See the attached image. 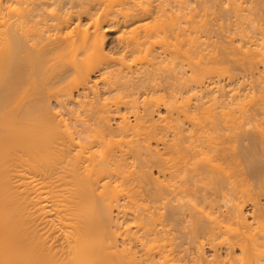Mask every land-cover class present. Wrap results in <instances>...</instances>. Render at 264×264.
<instances>
[{
  "label": "bare ground",
  "instance_id": "6f19581e",
  "mask_svg": "<svg viewBox=\"0 0 264 264\" xmlns=\"http://www.w3.org/2000/svg\"><path fill=\"white\" fill-rule=\"evenodd\" d=\"M57 1L54 9L49 0H0V264H264V200L252 197L264 199V123H253L256 132L235 134L240 140L227 133L223 139L225 126L229 130L245 123L236 117L240 109H231L236 114L228 111V117H221V140L220 133L207 135L202 128L205 114L199 113L210 112L203 101L194 107L178 106L177 95L194 90H184L188 80L181 72L186 63L195 65H190V81L206 90L218 80L208 79L212 83L206 85L204 72H211V61H220L218 52L211 50L213 55L204 60L211 52H204L201 32L189 37L182 6L186 0H175L177 14L174 0ZM96 1L105 5L102 11ZM67 3L79 9L65 8ZM84 15L89 16L87 27L76 21ZM121 27L117 57L108 47V33ZM210 27L203 29L204 37L212 33ZM246 35L247 47L246 42L236 47L235 36L230 43L241 50V65L248 59L245 66L254 70L244 68L254 72L264 46L253 47L258 40ZM221 46L224 56L232 54L233 46L229 45L231 53ZM169 57L184 69L178 73L173 64L168 69ZM218 70L216 65V75ZM214 87L205 94L218 92L214 99L236 96L231 89ZM173 100H178L176 106ZM255 105L257 110L259 104ZM161 106L170 113L164 126L158 124L164 116L155 119ZM175 107L187 119L183 125L170 111ZM208 114V123L219 124L220 117L217 121L214 113ZM130 158L139 165L131 164ZM243 160L249 165L242 172L237 168ZM252 179L256 186L250 184ZM143 200L152 205L144 202L147 206L142 207ZM193 200L191 210L188 202ZM249 200L252 209L246 210ZM206 206L218 214L211 217V210L203 211ZM174 230L182 235L175 236Z\"/></svg>",
  "mask_w": 264,
  "mask_h": 264
},
{
  "label": "rangeland",
  "instance_id": "374dc122",
  "mask_svg": "<svg viewBox=\"0 0 264 264\" xmlns=\"http://www.w3.org/2000/svg\"><path fill=\"white\" fill-rule=\"evenodd\" d=\"M49 1H51V6H52V8H54V9H57L58 7H57V0H49ZM171 1H173V0H171ZM185 1V0H184ZM229 1V2H228ZM232 0H186L185 2H186V4L187 5H184L185 4V2H184V4H182V6L183 7H185V8H183V11L185 10V12H186V15H184L185 17L184 18H186V24H184L186 27H188V30L187 31H189L190 30V34L191 35H189V37L191 36V38H193V36H195V37H197L199 34H200V32H201V38L203 37L204 39H202V40H206V43H205V45L203 46L204 47V52H205V50H206V54L207 53H209V52H218L217 54V56L220 58V61H223V63L222 62H220L219 61V63L217 62L218 60H216V63H215V60L214 61H211V66L213 67V68H211L210 67V65L208 64V68L210 67L212 70H211V72L210 71H205L204 73L206 74V73H208V75H205L204 77L206 78V85H208V84H211L212 82H210L211 81V79L212 78H214L213 79V82H215V81H217V82H215V83H218V84H215V83H212L211 84V86H214L215 85V90H217V88H218V90H220L221 91V88H223V87H226V89L224 88V90H233L232 91V94H234V95H236V96H233V95H231L230 97H225V98H219V99H223V100H221V102L220 101H218L219 99H214V96L218 93H215V94H213V95H208L207 96V94H205V93H207V92H205V91H207V90H209V88H211V86L210 85H208V87L206 88V90H205V88H201L200 86H199V83L198 82H196V81H190L193 77V71H192V68H193V66H194V69H195V65H194V63H191L193 66H190L191 64L190 63H186V66H184L185 67V69L183 70V69H181V70H183L182 72H181V70H179L178 68H177V62H176V60L175 59H173V58H171V57H169L170 59L169 60H167V61H169L168 63H165V64H168L167 65V67H169L170 66V64L172 65H174V67H175V65H176V71H178V73L179 72H181V73H183L184 74V79L187 81L188 80V84L191 82L192 84L191 85H189L188 86V84H187V86L185 87V91H187L186 89H188V90H195L196 91V93H195V91L193 90V92L192 91H187L184 95H177L178 96V100H179V98H181L180 100H179V102H178V100L175 102L174 100H173V102H175L174 103V106H176L178 103H179V107L181 106V108H183V106L185 105V106H188V108L189 107H191V105H193V107H194V104L195 105H197V104H200V103H202L201 101H203L204 102V105H203V107L206 109H208L210 112H208V113H216L217 112V110L216 109H218V112L220 113H218V114H215V117L217 118L216 120L217 121H219V117L221 118H223L226 114H227V116L226 117H228V113L229 112H232V113H237L238 112V110L240 109V111L238 112V113H242V114H236L237 116V118H239L240 120L241 119H243L241 122H243L244 123V120H245V125L244 124H242V125H244V126H242L241 125V127L244 129V127L246 128V129H244L243 130V132L241 131V127L239 128V126H238V124H237V127L239 128H235L236 126H233L234 128H230L229 130H226L227 128H226V126L225 125H221L220 124V122H222V118L220 119V121H219V124L222 126V127H220L219 126V124H214L213 122H211L210 123V121H209V123H208V120H210L209 118L210 117H207V112L206 111H204V112H202V111H200V113L199 114H202L203 113V115L205 116H202V117H204L203 119L205 120V122H203L204 120H202V122H203V126L204 127H202L203 128V130H204V128H205V130H206V133H205V131H204V133L205 134H209V133H211L210 135H213V136H216L218 133H220L221 131H225V132H221L222 134L223 133H225V135L226 136H222L221 135V133L220 134H218L219 135V138L221 139V140H223L225 137H229V136H227V134L228 135H232L233 134V136L232 137H234V135L235 134H237L238 133V135H242L243 133H245L246 132V130H248V133L250 132V130L249 129H251V132H252V130L255 128L254 127V124H256V123H259V125L262 123H264V120H263V122H262V120L260 121V119H264V107H262V106H264V105H262V103L261 102H263L264 103V97H262V96H264V91L261 89V88H263L264 89V85H262V83L264 84V77H262V74H263V76H264V56L262 57V55H259L258 57H256L257 58V60L258 59H260V60H258V64L256 63V65L254 66L255 67V71L253 72V70H254V68L253 67H247L249 64H247L246 66H245V64L246 63H248L247 61H248V59L246 60V63H243L244 64V66H243V64L241 65V63L244 61L245 62V58H244V56L240 53V51H239V48H236V47H238L239 46V44H240V47L242 46V45H244L243 43H245L246 41H245V39L248 41V39H247V35L246 36H243V34L245 35V34H248V36L250 35V34H252V35H254L253 36V38L255 37V41L256 40H258V41H256V43H257V45L255 44V46H253V47H256V46H261V47H263L264 45L263 44H259V43H264V9H263V7H264V0H234V3H233V1H232V3H230ZM236 1V2H235ZM239 1H240V5H241V2H242V5H241V7H239V9L238 10H240V9H242V6L244 5V3H245V5L243 6L245 9H242L243 11L239 14L238 13V15L240 16V18H239V16L237 15V14H235V12L237 13V12H240V11H238L237 9V11L235 10L234 11V9L235 8H233L234 6H235V3H237V4H239ZM262 1H263V3H262ZM76 2V1H75ZM74 2V4L75 5H77L76 3ZM79 2V1H78ZM98 1H96V4H98V5H100L101 4V6H98V7H102V9H101V11L103 10V8H104V4H106L107 3V0H104V4H102L103 3V0H102V3H101V1H100V3H97ZM174 2V3H173ZM171 4H173V5H175L174 6V10H175V7H176V5H177V7H179L178 6V2L176 1L175 2V0L173 1ZM49 3V2H48ZM229 3L230 4H232V5H230L229 6ZM256 3H258V4H256ZM68 4V3H67ZM67 4H65V8H69L70 6H72L71 4L69 5L68 4V6H67ZM260 4H262L261 6H259V7H257L256 8V6L257 5H260ZM187 6V7H186ZM227 6V9H228V7H229V9H230V12H229V10L227 11V9L225 8L224 9V7H226ZM249 7V11H250V9H251V11H250V13H249V11H247L248 9H247V7ZM76 7V6H75ZM177 7H176V13L175 14H177ZM236 7V6H235ZM253 7V8H252ZM262 7V8H261ZM71 8V7H70ZM233 8V9H232ZM77 9H79V7H76V9L72 6V10H77ZM247 9V10H246ZM258 9H261V10H258ZM49 10H53V9H51L50 7H49ZM172 10H173V8H172ZM100 11V10H99ZM247 12V14L249 15H244V13L246 14V12ZM259 11V12H258ZM179 12V11H178ZM185 12H183V14H185ZM232 12V13H231ZM234 12V13H233ZM252 12V13H251ZM242 13H243V15H244V17H242ZM259 13V14H258ZM225 14V15H224ZM227 14H229V16L227 15ZM233 14V15H232ZM234 14L235 15H237L238 17H235L234 16ZM232 15V16H231ZM259 15V16H258ZM261 15V16H260ZM223 16H225V17H223ZM248 18H246V17ZM228 17V18H227ZM235 17V18H234ZM242 17V18H241ZM261 17V18H260ZM221 18H226L225 20H223V19H221ZM81 19H82V21H81ZM81 19L80 18H78V19H76V21L79 23H82V27H87L88 25H89V22H90V20H89V16H87V15H84V16H82L81 17ZM220 19H221V21H220ZM241 20L242 19V21H244L243 19H246L243 23L242 22H240V20H239V22L237 21H234V20ZM79 20V21H78ZM200 20L202 21V22H200ZM205 20V21H204ZM230 22H229V21ZM76 21L74 22L75 24H76ZM149 21H151L152 22V18L151 19H149ZM211 21H213V23H211ZM217 21V22H216ZM224 21V22H223ZM228 21V22H227ZM185 22V21H184ZM236 22V23H235ZM73 23V24H74ZM202 25H201V24ZM206 24V25H208V26H206V25H203V24ZM217 23L218 24H228L229 26H227V24L225 25L226 26V28H225V26H223L222 24L221 25H217ZM244 25V27H243V29H242V24ZM72 24V25H73ZM74 24V25H75ZM212 24H216L215 26L214 25H212ZM231 24V25H230ZM235 24H240L239 25V27H237L238 25H235ZM71 25V28L72 27H74V25L72 26ZM211 27H210V26ZM214 26V27H213ZM219 26H222V28H220ZM240 26H241V28H240ZM212 28L211 30H212V33H210L211 34V37L208 35V33L207 32H205V34H207V36L205 35V37H204V33L202 32L203 31V29H204V31L205 30H207L208 28ZM230 29H229V28ZM70 27H69V29H71ZM216 28V29H215ZM221 29L220 30V32L221 33H219V30L218 29ZM234 28H236V30H235V33H234V31L232 32L231 30H234ZM237 28H239V29H242V30H245L244 32L245 33H243L242 32V34H241V31L242 30H239L238 29V31H237ZM245 28H247V30L245 29ZM69 29H67V31L69 30ZM120 29L121 30H123V28L121 27V28H119L117 31H113V32H109L108 33V40H109V42H108V47L110 48V47H112V48H110V52L112 53V55H114V56H117V55H119V54H117L116 52H117V50L115 51V43H116V36H117V34H118V32H120ZM192 30V31H191ZM213 30H215V32H216V34H215V32H213ZM229 31H230V33L232 32V34L230 35V36H228V34L227 33H229ZM247 31H249V33H247ZM191 32H193V34L191 33ZM239 32V33H238ZM196 33H199V34H196ZM214 33V34H213ZM219 33V34H218ZM120 34V33H119ZM189 34V33H188ZM213 34V35H212ZM235 34V35H234ZM237 34V35H236ZM214 35H218L217 37L216 36H214ZM221 36V37H220ZM229 38H228V37ZM233 36V37H232ZM234 36H235V38H234ZM188 36H187V39H191V38H189ZM206 37H207V39H206ZM210 37V38H209ZM230 37H231V41L229 40L230 39ZM200 38V39H201ZM209 38V39H208ZM232 38H234V39H237V40H233V43H234V45L236 44V47L235 46H233V43H232V46H233V49H232V46H231V43L230 42H232ZM252 37L250 36V39H251ZM216 39H217V44H215V42H216ZM229 40V42L228 43H230V44H228V43H226L228 40ZM242 40V42H239V41H241ZM250 39H249V41H250ZM221 40V41H220ZM208 41V42H207ZM244 41V42H243ZM189 42V41H188ZM214 42V44L216 45V47H215V45L214 44H212ZM236 42V43H235ZM252 42V41H251ZM247 43L248 44H250V42H246L245 43V47H247ZM242 44V45H241ZM206 45H208L207 46V48L205 49V47H206ZM214 45V46H213ZM219 45V46H218ZM222 45V46H221ZM229 45H230V48L232 49V51L230 50V48H229ZM220 46L221 47H227L226 48V50L225 51H229V53H231L232 52V54H226L225 56H224V51H223V49L221 48L220 49ZM107 47V48H108ZM235 47V48H234ZM215 48H217V49H215ZM224 48V49H225ZM229 48V49H228ZM244 48V47H243ZM264 48V47H263ZM235 49V50H234ZM245 49V48H244ZM109 50V49H108ZM211 50V51H210ZM214 50V51H213ZM235 52H234V51ZM207 51H209V52H207ZM219 51H223V58L221 57V56H219V54L221 53V52H219ZM231 51V52H230ZM238 51H239V53H238ZM264 51V50H263ZM115 52V53H114ZM210 53V54H207V56L204 58V60L206 59V60H208L210 57H211V55H213V53ZM234 52V53H233ZM236 52H237V54H236ZM114 53V54H113ZM222 54V53H221ZM220 54V55H221ZM237 55V57H239V58H235L234 56H236ZM210 55V56H209ZM231 55H234V56H231ZM239 55H241V56H239ZM118 57V56H117ZM234 57V58H233ZM261 57L263 58V60H261ZM231 59V60H230ZM241 59H242V61H241ZM194 60H196V59H194ZM226 60H227V62H228V60H229V62L227 63L226 62ZM240 60V61H239ZM256 60V59H255ZM172 61V62H171ZM178 61V60H177ZM232 61V62H231ZM233 61H235L234 63H233ZM263 63H261V62ZM214 63V64H213ZM218 63V64H217ZM236 63H238V64H236ZM222 66H221V65ZM172 65V66H173ZM216 65H217V70L219 71H217V75H216ZM259 65V66H258ZM261 65V66H260ZM172 66H170L168 69H172ZM191 68H190V67ZM256 66H258L259 67V69L260 70H262V72H261V74L258 72V70L256 71V69H258ZM244 67H247V68H249V69H253L252 70V72L249 70V69H247V68H244ZM210 68H209V70H210ZM214 68H215V70H214ZM227 68H228V71H226L227 70ZM191 69V70H190ZM222 69H223V71H222ZM247 71H250L249 73L248 72H246V70ZM169 70V71H170ZM259 70V71H260ZM174 72V73H176L177 74V72ZM186 71V72H185ZM215 71V72H214ZM225 71V72H224ZM171 73V72H170ZM186 73V74H185ZM211 73H212V75L214 74V76H210L211 75ZM219 73V74H218ZM253 73V74H252ZM257 74V75H256ZM260 75V78H258V76ZM189 76H191L192 78H190ZM218 77V78H217ZM258 78V79H257ZM262 78V79H261ZM173 79V80H172ZM210 81H209V80ZM215 79H217V80H215ZM221 79V80H220ZM171 81H173V82H175L174 80V78H171L170 79ZM193 80V79H192ZM258 80L260 81V83L258 82ZM263 80V81H262ZM262 81V82H261ZM193 82H194V84H193ZM198 83V84H196V83ZM210 82V83H209ZM186 85V84H185ZM195 85V86H194ZM199 86L200 87V89L198 90V87L197 86ZM219 85V87H217V86ZM229 85V86H228ZM261 85V86H260ZM176 86V85H175ZM190 86H191V89H190ZM263 86V87H262ZM187 87H189V88H187ZM193 87V88H192ZM196 87V88H195ZM221 87V88H220ZM176 88V87H175ZM220 88V89H219ZM203 89V90H202ZM202 90V91H201ZM263 92H261V91ZM204 91V92H203ZM189 92V93H188ZM192 92V93H191ZM173 93H175V91L173 92ZM261 93V94H260ZM196 94V95H195ZM239 94V95H238ZM263 94V95H262ZM193 95H195V96H197V97H199V95L201 96H203V97H201V98H196L195 96H193ZM218 95V94H217ZM238 95V96H237ZM188 97V98H186V97ZM193 96V97H192ZM235 97V101H234V98H231V97ZM207 97V98H206ZM237 97V98H236ZM262 100H260L259 98ZM148 98H151V96H149ZM183 98H185V100L183 99ZM227 98V99H226ZM231 98V100H229ZM199 101H198V100ZM206 101V103H205V101ZM210 99V100H209ZM224 99H226V100H224ZM237 99V100H236ZM238 99L240 100V101H238ZM251 99H253L252 100V102H251ZM254 99H259L258 101L257 100H255L254 101ZM188 100V102H186ZM196 100V101H195ZM201 100V101H200ZM208 100V101H207ZM233 100V101H232ZM242 100V101H241ZM181 101V102H180ZM211 103H210V102ZM213 101V102H212ZM222 101H223V103H224V105H223V103H222ZM250 101V102H249ZM173 102H171V103H173ZM178 102V103H177ZM207 102H209V103H207ZM217 102V103H216ZM228 102H230V104H231V107H229L228 106ZM255 102V104L256 103H258L259 105H260V107H259V105H257V107H258V109L259 108H261V109H263L262 111H261V109L260 110H256V109H254V108H256V105L255 104H253ZM182 103V104H181ZM189 105H188V104ZM219 103H222V105H220ZM233 103H234V105H233ZM237 103H240V104H242V106L240 105V104H238L237 105ZM187 104V105H186ZM205 104H209V105H205ZM216 104V105H215ZM249 104H251V105H253V106H251V105H249ZM234 107H233V106ZM255 105V106H254ZM173 106V104L170 106L169 104H168V108H172V107H174ZM185 106H184V108H185ZM211 108H210V107ZM215 108H214V107ZM239 106V107H238ZM246 106V107H245ZM249 106H250V109H249ZM225 107H227V108H225ZM252 107V108H251ZM166 108L167 107H164V106H161V113H159V114H157V116L155 117V119H156V121L159 119V118H157V117H160L159 115H161V116H164V117H160V121L158 122V124H160L161 122H162V124H160V125H163L164 126V124L166 125V123H168V122H166L165 123V121H167V119H165V116H167L168 117V115L170 114V113H168V110H166ZM176 108V107H175ZM175 108H173V109H170V111L173 113V117L175 116V118L177 117V119H178V121L177 122H179V120H180V125H183V123H184V121H187V119H186V117H184V115H183V113H181V112H177V108L175 109ZM203 108V109H204ZM210 108V109H209ZM214 108V109H213ZM246 108H248L247 110H246ZM160 109V108H159ZM204 109V110H205ZM206 109V110H207ZM219 109H222V110H219ZM234 110L235 112H233L232 110ZM244 109V110H243ZM253 109V110H252ZM172 110H176V111H172ZM211 110H213V111H211ZM216 110V112H214ZM250 110V112L252 113V114H258V112H259V114L260 115H254V116H252V115H249V114H251L250 112H247V111H249ZM229 111V112H228ZM243 111H244V113H243ZM261 111V112H260ZM167 112V113H166ZM177 113V114H176ZM180 115H179V114ZM247 113H249V114H247ZM262 113V114H261ZM177 116H176V115ZM244 114H245V118L246 119H244V117H242V116H244ZM77 115V114H76ZM75 115V116H76ZM183 115V116H182ZM209 116H210V114H208ZM221 115H223V116H221ZM242 115V116H241ZM248 117H247V116ZM262 115V116H261ZM181 116V117H180ZM211 116H212V114H211ZM261 116V117H260ZM213 117H214V115H213ZM225 117V118H226ZM258 119V120H256V118ZM259 117H260V119H259ZM164 118V120H162ZM182 118H184V119H182ZM251 118H252V120H251ZM253 118H255V120L257 121H255ZM68 119V118H67ZM118 120V118L117 119H115L114 121H112V123H114V125H115V122ZM169 120V119H168ZM247 120V121H246ZM249 120V121H248ZM255 122H254V121ZM74 121H75V119H74ZM181 121H182V124H181ZM250 121H252V122H250ZM73 122V121H72ZM76 122V121H75ZM118 122V121H117ZM240 122V123H241ZM261 122V123H260ZM77 124H79V122H76ZM169 123H170V120H169ZM188 123V122H187ZM247 123V124H246ZM254 123V124H253ZM190 124V123H189ZM205 124H206V126H209V128H207L206 126H205ZM214 125L213 127L211 126V125ZM218 126V127H217ZM225 126V130H223L224 127ZM165 127H168V126H165ZM263 127H264V124H263ZM171 128V127H170ZM169 128V129H170ZM221 128H223L222 130H221ZM168 129V128H167ZM208 129V130H207ZM234 129H236V130H234ZM238 129V130H237ZM256 129V128H255ZM254 129V132H256V130ZM172 130V129H171ZM171 130H169L168 132H169V135H170V138H171V135L173 134L172 133V131ZM213 130H215V132L213 131ZM221 130V131H220ZM234 131V133H233V131ZM241 132H240V131ZM220 131V132H219ZM232 131V132H231ZM239 131V132H238ZM209 132V133H208ZM214 132V133H213ZM230 132V133H229ZM236 132V133H235ZM227 133V134H226ZM240 133V134H239ZM216 134V135H215ZM217 135V136H218ZM220 135H221V137L223 138H221L220 137ZM230 135V136H231ZM237 135H235V139L238 137V140H240L239 138H240V136H237ZM219 138L217 139V140H219ZM236 143H238L236 146H239L240 145V142H237V141H235ZM236 143H234V146H235V144ZM155 144V143H154ZM243 144H247V142H245V143H242V145ZM249 144V143H248ZM261 143H259V148L262 146V145H260ZM154 146V145H153ZM155 146H156V144H155ZM154 146V147H155ZM163 145H159V147H162ZM233 146V147H234ZM244 146V145H243ZM237 148V147H236ZM239 148V149H238ZM237 149L238 150H240V146L238 147ZM242 149V148H241ZM260 149H262V148H260ZM259 149V150H260ZM258 151V150H257ZM257 151H255V152H253V154L255 153H257V154H259ZM241 153V152H240ZM256 154V155H257ZM241 155V154H240ZM243 155V154H242ZM131 160V161H130ZM130 160H128V161H130V163L131 164H134L135 165V163H136V165L138 164L139 165V161H137V160H133V159H131L130 158ZM249 162L246 160H243V163H242V161H241V165H239V168H237V170H240V171H242V169H243V171H244V169H245V167H247V169H248V164ZM245 165V166H244ZM247 165V166H246ZM134 168V167H133ZM241 168V169H240ZM246 170V169H245ZM153 171H154V175H156V176H158V172H157V169H153ZM242 171V172H243ZM162 177V176H161ZM160 177V179H163V178H161ZM252 182H253V179L251 180ZM250 182V184L251 185H255L256 186V181L255 182ZM251 185H249L250 186V188H253V186L251 187ZM253 191V190H252ZM255 196V197H254ZM257 196V197H256ZM252 197H254L253 199H258L259 197V200L260 199H262L261 201H263L264 199H263V197L261 198V196H258V195H253ZM251 197V198H252ZM141 201V200H140ZM250 201V200H249ZM143 202V205H142V207H144L145 205H144V202L146 203H148L147 205H152V203L150 204V201L149 200H146V201H142ZM142 202H140L141 204H142ZM190 202V203H189ZM188 202V205L190 206V204H191V206L193 205V204H195V202H194V200L191 202V201H189ZM252 200L250 201V202H247V208H246V210L248 209V210H250V209H252ZM187 204V203H186ZM146 205V206H147ZM188 205H186L185 206V210H184V212L185 213H188L189 211H190V209L192 210V207L189 209L188 208ZM193 207H194V205H193ZM207 207H208V209H207ZM189 209V211H188V209ZM209 206H206L205 207V209L203 210L204 212H206L207 214H209V210H211L210 212H212L213 214H212V216L211 217H213V216H215V215H217L218 213L216 212V211H214L212 208H210ZM250 208V209H249ZM194 210V209H193ZM206 210H208V211H206ZM116 211V210H115ZM114 211V214H116L117 213V211L115 212ZM211 214V213H210ZM210 216V215H209ZM249 218H251V216L249 215ZM189 220V219H188ZM250 221H253V219L251 218L250 219ZM190 223L191 222H187V223H185V228H184V230L182 231V232H186V231H188L189 230V228L187 227L188 225L190 226ZM254 225H256V224H254ZM171 227V226H170ZM169 227V228H170ZM175 231V236H179V234L180 235H182V233H178V230H174ZM177 231V232H176ZM178 233V234H177ZM188 235H190V233H188ZM181 239V238H180ZM180 239H177V240H175L174 239V241L175 242H179L180 241ZM221 239V238H220ZM219 239V240H220ZM218 240V241H219ZM212 251L210 250V249H208V254H210Z\"/></svg>",
  "mask_w": 264,
  "mask_h": 264
}]
</instances>
